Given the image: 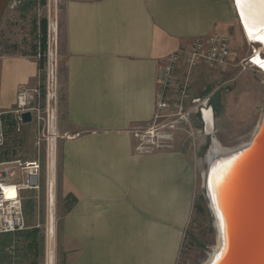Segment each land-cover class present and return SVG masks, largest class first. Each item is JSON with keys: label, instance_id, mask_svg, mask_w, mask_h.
I'll return each mask as SVG.
<instances>
[{"label": "crops", "instance_id": "obj_1", "mask_svg": "<svg viewBox=\"0 0 264 264\" xmlns=\"http://www.w3.org/2000/svg\"><path fill=\"white\" fill-rule=\"evenodd\" d=\"M59 11L63 109L56 132L67 137L56 145L67 206L59 218L65 264H175L193 203L190 146L136 155L128 130L151 120L168 55L198 36L238 42L230 0H61ZM27 54L0 59V113L15 108L21 88L37 84L38 61ZM183 71L182 59L178 80ZM221 86L191 116L206 136L222 112Z\"/></svg>", "mask_w": 264, "mask_h": 264}, {"label": "rangeland", "instance_id": "obj_2", "mask_svg": "<svg viewBox=\"0 0 264 264\" xmlns=\"http://www.w3.org/2000/svg\"><path fill=\"white\" fill-rule=\"evenodd\" d=\"M20 1V8L14 13L6 10L0 22V44L3 46L4 53L6 55L28 53L35 41L33 24L39 28L42 19L46 20V28L48 24L57 22L59 53L61 48V15L59 11L61 0H44V5L41 4V0ZM237 28L239 30L238 42H235L233 37H229L231 46L235 45V47L233 63L227 69L213 71L199 66L192 72L190 97H204L224 84L223 88L221 86L222 90L218 91V99L221 100L223 108L219 117L214 120L213 131L206 136L193 128L194 146L185 129L182 130V128L175 136V146L176 143L190 146L195 173L192 210L175 264H206L217 246L215 223L204 193L206 156L212 139L225 150H232L247 144L256 131L263 112L264 75L254 73L251 75L249 71H240L236 66L248 52L238 25ZM240 40L243 42L242 46ZM57 72L56 115L59 117L63 109L60 59ZM239 85L245 87L240 90ZM243 90L245 94H241ZM11 121L13 122L11 115L3 117L5 143L0 148V161H19L23 165H30L38 160L41 165L39 190L21 192L23 230L20 232L24 233L33 227L40 231L39 235L43 237V245L37 264H65L64 250L60 243L59 218L67 206L63 205L60 200L57 181L59 173L58 147L56 145L55 153L52 156L55 157L54 166L46 167V157L49 158L50 150L46 151V143L42 139L40 145L37 146L40 135L36 124L22 126L20 131H16L9 125ZM50 173L54 179V188L52 185L53 190L51 189L49 193L45 184ZM51 226H53L52 232ZM18 233L11 234L10 248L6 259L0 264H27L25 259L23 261L20 259L22 240Z\"/></svg>", "mask_w": 264, "mask_h": 264}, {"label": "built area", "instance_id": "obj_3", "mask_svg": "<svg viewBox=\"0 0 264 264\" xmlns=\"http://www.w3.org/2000/svg\"><path fill=\"white\" fill-rule=\"evenodd\" d=\"M232 1L230 0V3L234 11ZM20 5V0L15 2L10 0L6 10L14 13ZM235 17L241 30L236 14ZM241 34L248 47V53L236 66L240 71L264 75L263 69L253 62L256 54L264 60V51L259 44L248 40L242 30ZM35 36L33 45L36 54L33 57L37 61L43 59V66L39 70L37 84L34 87L21 88L16 94L15 108L8 113H0V148L5 143L3 117L11 115L15 130L20 131L22 126L28 125L22 123L21 115L29 113L31 116L29 124H36L40 135L37 146L40 145L42 139L46 143V151L50 150L49 158L46 157V167L50 168L55 162V157L52 156L55 153L56 141L67 137H60L56 132V79L59 60L57 22L48 24L46 28L44 53L40 50L38 27ZM5 55L3 46L0 44V59ZM233 56L231 42L227 35L198 36L187 47H181L168 55L158 70L154 96L155 108L151 120L128 130L133 141V152L136 155L171 152L175 149V136L182 128L192 139L194 146L191 116L198 108L208 104L214 92L192 99L189 95L192 72L199 66L208 70L224 71L233 63ZM182 59L184 60V71L178 80V68ZM40 172L41 165L38 160L30 165H23L19 161H0V235L23 230L21 192L39 190ZM45 185L48 192L53 190L52 173L48 175ZM52 185L53 188H51Z\"/></svg>", "mask_w": 264, "mask_h": 264}, {"label": "water", "instance_id": "obj_4", "mask_svg": "<svg viewBox=\"0 0 264 264\" xmlns=\"http://www.w3.org/2000/svg\"><path fill=\"white\" fill-rule=\"evenodd\" d=\"M9 2L0 0V22ZM21 120L29 124L30 114ZM204 193L218 242L207 264H264V106L247 144L206 156Z\"/></svg>", "mask_w": 264, "mask_h": 264}, {"label": "trees", "instance_id": "obj_5", "mask_svg": "<svg viewBox=\"0 0 264 264\" xmlns=\"http://www.w3.org/2000/svg\"><path fill=\"white\" fill-rule=\"evenodd\" d=\"M41 4L44 5V0H41ZM37 26L36 24H33V33L36 34ZM39 42H40V50L41 53H44L45 51V44H46V20L42 19L40 21L39 26ZM36 37V36H35ZM27 55L33 56L36 54L35 52V46L32 45L29 49ZM43 66V59L38 61V68L39 70L42 69ZM212 103V101L210 100ZM9 125L11 127H15L14 121L10 122ZM40 231L33 227L30 230H27L26 232L22 233L19 232L18 235L20 236L21 242V260L23 261L25 259V262L27 264H37V259L41 256V250L43 245V237L39 235ZM11 234L7 235H0V263H3V260H5L7 256V252L10 248V239ZM19 258V257H18ZM27 259V260H26ZM20 260V261H21Z\"/></svg>", "mask_w": 264, "mask_h": 264}, {"label": "bare ground", "instance_id": "obj_6", "mask_svg": "<svg viewBox=\"0 0 264 264\" xmlns=\"http://www.w3.org/2000/svg\"><path fill=\"white\" fill-rule=\"evenodd\" d=\"M232 2H233L232 4H233L234 12L237 15V19H238V22L240 24L242 32L245 34V36L248 40H250L256 44H259L261 46V49L264 51V42H261L260 40L255 39L254 37H252L248 34V31L245 28V20H243L241 18V9L237 8L236 0H233ZM243 11L245 13V16L247 17V21H248L249 25L252 26L254 29L258 28L261 25V23L264 22V8H262L260 6V4L258 3V0H252V3L250 6H248V5L244 6ZM258 61H264V60H262L261 57H259L256 54L253 58V62L260 66ZM261 68L264 71V67H261ZM263 82H264V80H263ZM235 149H237V148H235ZM232 150H234V149H232ZM232 150H224V149L219 148L218 146L213 144L210 146V149L208 151L207 160L210 162L215 156H219V155L229 153ZM52 231H53V226H51V232ZM217 249H218V242H217V246H216L215 250L213 251V253L216 252ZM212 254H211V256H212ZM211 256H210L209 260L211 259Z\"/></svg>", "mask_w": 264, "mask_h": 264}, {"label": "snow or ice", "instance_id": "obj_7", "mask_svg": "<svg viewBox=\"0 0 264 264\" xmlns=\"http://www.w3.org/2000/svg\"><path fill=\"white\" fill-rule=\"evenodd\" d=\"M252 3V0H236L237 8L241 9V18L245 20V28L248 31V34L255 39L260 40L261 42H264V22L261 23V25L258 28H253L249 25L247 21V17L245 16V13L243 11L244 6L248 5L250 6ZM258 3L262 8H264V0H258ZM261 67H264V61H258Z\"/></svg>", "mask_w": 264, "mask_h": 264}]
</instances>
